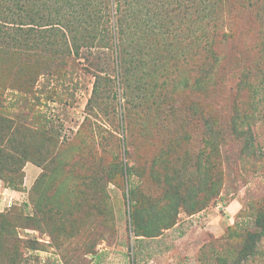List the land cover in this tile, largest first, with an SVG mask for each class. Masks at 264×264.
<instances>
[{
  "label": "rangeland",
  "instance_id": "1",
  "mask_svg": "<svg viewBox=\"0 0 264 264\" xmlns=\"http://www.w3.org/2000/svg\"><path fill=\"white\" fill-rule=\"evenodd\" d=\"M234 3L233 42L246 62L258 60L254 12L245 0ZM110 55L103 66L111 78L91 112L87 103L94 77L80 61L0 50V143L9 142L7 155H0V264L232 260L264 209V115L256 129L262 146L258 156L248 153L229 120L217 124V150L212 151L201 116L218 98L230 102V92L165 90L157 77L141 90L136 71L119 78ZM180 67L178 75L192 82L197 73L189 64ZM238 72L230 75V84ZM249 95L241 93L246 104ZM193 104L198 114L192 113ZM199 155L204 160L217 156L211 174L217 179L216 196L199 211L182 208L176 223L158 235L137 237L136 207L162 200L169 177L191 185ZM12 165L17 170L10 172ZM258 252L247 264H264V240Z\"/></svg>",
  "mask_w": 264,
  "mask_h": 264
},
{
  "label": "trees",
  "instance_id": "2",
  "mask_svg": "<svg viewBox=\"0 0 264 264\" xmlns=\"http://www.w3.org/2000/svg\"><path fill=\"white\" fill-rule=\"evenodd\" d=\"M234 2L0 0V50L16 48L48 61H80L94 77L87 103L91 112L96 110L105 91V80L111 78L103 66L111 59V52L117 76L126 79L136 71L141 90L148 79L156 77L162 79L165 90L202 92L212 87L223 88L234 98L230 102L218 98L209 113L201 116L205 118L211 150H217V124L229 120L248 153L258 156L262 146L256 129L264 115V0H245L254 12L259 31L260 55L250 62L244 60V51L233 42V19L237 12ZM187 64L197 73L192 82L185 75H178L180 66ZM236 69L238 76L230 84L229 77ZM244 90L250 93L248 104L241 99ZM191 111L198 114V106L193 104ZM225 111L229 113L225 115ZM29 128L28 122L25 130ZM8 149V141L0 143V155H7ZM216 157L204 160L199 155L191 185L169 177L162 200L153 199L148 206H137L133 212L135 235L156 236L176 223L182 208L192 213L199 211L208 199L216 196L217 179L211 175L217 165ZM12 166L8 171L17 170ZM255 226L245 235L238 254L232 260L224 259L223 264H247L258 256L264 240V209L257 212Z\"/></svg>",
  "mask_w": 264,
  "mask_h": 264
}]
</instances>
